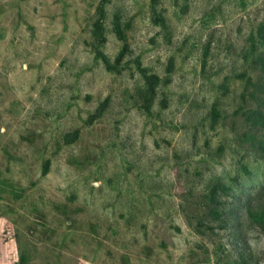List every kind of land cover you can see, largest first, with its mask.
<instances>
[{
	"label": "rangeland",
	"instance_id": "374dc122",
	"mask_svg": "<svg viewBox=\"0 0 264 264\" xmlns=\"http://www.w3.org/2000/svg\"><path fill=\"white\" fill-rule=\"evenodd\" d=\"M263 34L264 0H0V264H264Z\"/></svg>",
	"mask_w": 264,
	"mask_h": 264
},
{
	"label": "trees",
	"instance_id": "16d2710c",
	"mask_svg": "<svg viewBox=\"0 0 264 264\" xmlns=\"http://www.w3.org/2000/svg\"><path fill=\"white\" fill-rule=\"evenodd\" d=\"M119 35V31H117ZM259 47L261 50V55L257 60V66L264 70V34L259 36ZM106 64V63H105ZM157 77L150 75L144 79V90H143V103L148 102L150 99L156 95V85ZM149 104H145L144 108L148 109ZM73 136L72 139H75ZM229 188L221 184L220 182L210 183L206 192L203 196V207L208 212L212 221H216L219 229H223L226 226V218L224 208L222 207L221 196H226L228 194ZM264 197V189L257 192L251 198H249L244 206V215L247 222L252 227H257L260 230H264V202L261 200ZM240 261L243 262L242 257Z\"/></svg>",
	"mask_w": 264,
	"mask_h": 264
}]
</instances>
